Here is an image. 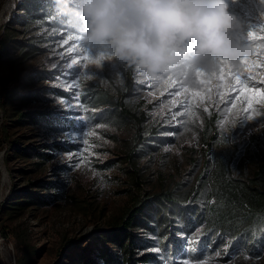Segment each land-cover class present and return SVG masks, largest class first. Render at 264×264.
I'll use <instances>...</instances> for the list:
<instances>
[{
	"label": "rangeland",
	"instance_id": "rangeland-1",
	"mask_svg": "<svg viewBox=\"0 0 264 264\" xmlns=\"http://www.w3.org/2000/svg\"><path fill=\"white\" fill-rule=\"evenodd\" d=\"M19 1L0 0V33H16V41L23 42L0 60V95L11 94L6 96L11 139L51 156L18 155L7 162L5 145L0 144V205L12 190L10 201L22 191L48 201L21 210L7 204L0 211V264H101L102 252L121 253L113 234L142 199L147 205L127 230L140 241L132 245L134 263L142 264L137 259L147 254L154 260L144 264H264V253L251 257L242 249L228 251L227 238L213 246L210 236L208 241L203 238L201 224L185 233L176 224L181 218L177 211L154 199L160 192L191 196L206 159L210 167V155L227 153L236 178L264 171V99L251 91L264 90V41L247 35L264 25V0H232L251 49L247 57L261 65L254 75L233 79L228 73H242L240 63H219L215 72L201 70V76L192 71L191 82L179 67L162 78L134 71L138 86L131 101L142 104L164 139L135 166L125 162L133 138L129 123L114 119L88 127L76 119L103 109L87 107V94L96 87L119 93L124 85L120 62L103 50L87 48L77 39L82 29L75 25L53 29L25 24ZM51 7L56 11L54 0ZM24 45H32L35 54L16 58ZM21 110L60 118L66 127L50 130L33 121L14 122V113ZM29 183L35 184L30 188ZM188 201L193 203V197ZM152 223L157 224L155 232ZM185 236L187 255L180 251ZM166 238L175 241L173 253L161 250ZM69 240L78 244L64 247Z\"/></svg>",
	"mask_w": 264,
	"mask_h": 264
},
{
	"label": "trees",
	"instance_id": "trees-1",
	"mask_svg": "<svg viewBox=\"0 0 264 264\" xmlns=\"http://www.w3.org/2000/svg\"><path fill=\"white\" fill-rule=\"evenodd\" d=\"M231 11L237 15L235 5L229 0ZM52 0H21L17 3L22 9V19L29 26H39L57 29L75 25L81 29L77 19L66 15L57 14L52 10ZM238 16V15H237ZM68 22H70L68 24ZM7 24L3 25L5 27ZM17 34L9 31L0 33V60L7 54H12L19 50L23 42L16 41ZM16 56L24 54V58H30L35 54L32 45H24ZM13 48V51L10 49ZM13 61V58H12ZM124 85L118 94H112L102 87H96L88 95L89 108L103 106V109L96 114L86 115V124L93 127L101 123H108L114 119H119L129 123L133 128V138L131 148L125 156V162L135 166L139 157L144 156L147 150H157L163 143L160 127L149 122L148 114L143 110L142 104L131 101V98L138 86L135 80L134 70L120 62ZM163 74L160 77H164ZM7 94L6 96H10ZM6 96L0 95V111L2 120L0 123V144L5 145L4 159L9 162V158L18 155L31 158L33 155L50 158V154L40 153L37 150H29L25 144H19L11 139L7 120L12 118L11 111L7 107ZM14 122L33 121L43 125L50 130H63L60 118L37 110H21L14 113ZM204 174L200 177V182L193 190L191 196L193 203L189 204L191 197L188 193L175 194L174 192H160L154 195V199L161 200L177 211L180 220L176 223L180 230L185 233L192 231L196 225L205 227V240H209L213 246H218L224 238L228 251L244 250L249 256L257 257L264 253V171H257L247 179L232 176L229 167L227 153L210 155V167H207L208 159L205 161ZM35 183H29L30 188ZM51 183V188H54ZM13 190L1 202L0 211L8 206H13L16 210H21L32 205L47 203L48 200L37 197L30 191L19 192L12 201ZM209 202V203H208ZM145 199L129 209L124 215L117 231L113 234V240L121 243V253L119 255L104 251L101 253V264H136L132 260V245H138V241L132 233L127 230L131 228L140 214L146 207ZM183 206V208H181ZM154 232L157 224L152 223ZM202 238V239H203ZM78 242L69 240L64 247L76 246ZM174 243L166 238L162 243V251L166 254L173 253ZM154 257L142 255L137 262L142 264L151 262ZM95 264H97L95 262Z\"/></svg>",
	"mask_w": 264,
	"mask_h": 264
},
{
	"label": "clouds",
	"instance_id": "clouds-1",
	"mask_svg": "<svg viewBox=\"0 0 264 264\" xmlns=\"http://www.w3.org/2000/svg\"><path fill=\"white\" fill-rule=\"evenodd\" d=\"M77 19L83 44L135 72L159 78L174 67L215 72L250 55L243 22L229 0H54Z\"/></svg>",
	"mask_w": 264,
	"mask_h": 264
},
{
	"label": "snow or ice",
	"instance_id": "snow-or-ice-1",
	"mask_svg": "<svg viewBox=\"0 0 264 264\" xmlns=\"http://www.w3.org/2000/svg\"><path fill=\"white\" fill-rule=\"evenodd\" d=\"M247 35L251 39H257V40L264 41V25L261 26L259 32L249 31ZM80 38L81 37H77V39H80ZM84 59L88 60V59H90V57L89 56H84ZM93 62L99 64V60H95ZM76 63H78V61H74L73 62L74 65ZM219 63L221 65H228L229 64L227 61H224L222 59L219 61ZM240 64L243 65L242 73H234V74L228 73V74L232 75L233 79L239 80L242 74H245L247 76H252V75H254L255 69L258 68V67H261V65L257 63L256 58L243 57V58H241ZM75 71L78 72V69H76ZM196 74H197V76H201L202 75L201 70H199V69L196 70ZM224 77H225V70L222 67L220 79H224ZM251 91H252L254 96L255 95H259L260 99H264V90H261L259 93H257L255 89H252ZM75 99H78V97L75 98ZM78 107L79 106L77 105L76 108L78 109ZM76 119L78 121L82 122V123H86L85 117L77 116ZM181 239H182V243H181V246H180V251H181V253L183 255H187V253H188L187 245L189 243L188 239H187L186 236L182 237ZM173 264H175V262H173ZM185 264H187V261H185Z\"/></svg>",
	"mask_w": 264,
	"mask_h": 264
},
{
	"label": "bare ground",
	"instance_id": "bare-ground-1",
	"mask_svg": "<svg viewBox=\"0 0 264 264\" xmlns=\"http://www.w3.org/2000/svg\"><path fill=\"white\" fill-rule=\"evenodd\" d=\"M5 180H6V178H5V176H4V177H3V181H2V182L4 183V182H5Z\"/></svg>",
	"mask_w": 264,
	"mask_h": 264
}]
</instances>
